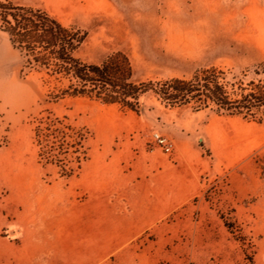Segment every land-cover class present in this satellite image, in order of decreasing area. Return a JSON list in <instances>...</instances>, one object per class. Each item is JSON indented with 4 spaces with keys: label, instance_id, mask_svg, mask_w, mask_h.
Returning <instances> with one entry per match:
<instances>
[{
    "label": "rangeland",
    "instance_id": "1",
    "mask_svg": "<svg viewBox=\"0 0 264 264\" xmlns=\"http://www.w3.org/2000/svg\"><path fill=\"white\" fill-rule=\"evenodd\" d=\"M10 1L66 29L82 66L147 91L83 90L42 48L53 72H30L0 30V264H264V0ZM178 82L229 105L170 102ZM177 167L197 192L167 213L154 183Z\"/></svg>",
    "mask_w": 264,
    "mask_h": 264
},
{
    "label": "trees",
    "instance_id": "2",
    "mask_svg": "<svg viewBox=\"0 0 264 264\" xmlns=\"http://www.w3.org/2000/svg\"><path fill=\"white\" fill-rule=\"evenodd\" d=\"M0 17L4 24L0 27V30L8 29L12 45L18 50L28 51L26 57L30 72H45L48 74L53 72L51 66L45 60L42 61L41 54L37 55L38 50L42 48L46 51L52 50L55 60L63 69H67L72 73L73 78L82 86L83 90L87 88L96 91L105 89L124 100H137L147 91L146 89L141 90L134 87L124 78L121 80L119 77L120 71L113 68V66L106 65L103 68L82 66L72 55L74 47L68 36V31L49 15L41 11L14 5L10 0H0ZM17 36L22 37V40L18 41ZM29 40H32V43ZM92 74L97 77H91ZM177 85L178 87L174 89L175 93H163L164 97L170 102H181L190 98L193 94L206 93L218 105L223 107L229 105L222 99L219 89H215L211 84L188 85L178 82ZM83 94H85L84 91H81L77 95ZM256 104L257 107H263L264 99H259Z\"/></svg>",
    "mask_w": 264,
    "mask_h": 264
},
{
    "label": "crops",
    "instance_id": "3",
    "mask_svg": "<svg viewBox=\"0 0 264 264\" xmlns=\"http://www.w3.org/2000/svg\"><path fill=\"white\" fill-rule=\"evenodd\" d=\"M11 64L9 61L1 63L0 71L10 68ZM196 188L195 178L186 167L172 168L154 183V190L162 199L167 213L175 211L189 197L195 196Z\"/></svg>",
    "mask_w": 264,
    "mask_h": 264
},
{
    "label": "water",
    "instance_id": "4",
    "mask_svg": "<svg viewBox=\"0 0 264 264\" xmlns=\"http://www.w3.org/2000/svg\"><path fill=\"white\" fill-rule=\"evenodd\" d=\"M141 116L143 119L151 124L155 129L161 131H173L178 135H185V133L175 124H166L152 113V109L147 105H142L140 110ZM202 141V140H201ZM14 234L13 231L10 232Z\"/></svg>",
    "mask_w": 264,
    "mask_h": 264
},
{
    "label": "built area",
    "instance_id": "5",
    "mask_svg": "<svg viewBox=\"0 0 264 264\" xmlns=\"http://www.w3.org/2000/svg\"><path fill=\"white\" fill-rule=\"evenodd\" d=\"M153 142L160 148L163 155H170L175 151L176 145L168 136L154 133L152 136Z\"/></svg>",
    "mask_w": 264,
    "mask_h": 264
}]
</instances>
